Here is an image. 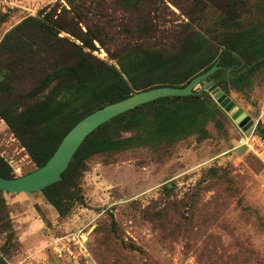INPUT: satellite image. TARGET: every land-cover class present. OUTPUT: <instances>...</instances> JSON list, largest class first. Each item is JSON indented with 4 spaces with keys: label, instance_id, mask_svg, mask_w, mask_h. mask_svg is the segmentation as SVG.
I'll list each match as a JSON object with an SVG mask.
<instances>
[{
    "label": "rangeland",
    "instance_id": "374dc122",
    "mask_svg": "<svg viewBox=\"0 0 264 264\" xmlns=\"http://www.w3.org/2000/svg\"><path fill=\"white\" fill-rule=\"evenodd\" d=\"M58 1L70 9L65 0L54 4ZM87 1L103 3L111 15L106 21L111 27H100L101 42L89 52L117 67L112 56L128 46H146L138 34L126 33L123 25L130 17L159 16L164 31L190 25L204 32L213 30L227 5L222 0H139L130 14L118 10L120 0ZM241 1L244 27L264 30V0ZM156 7L162 11L154 12ZM25 13V18L38 16V11ZM36 80L27 79L25 89ZM230 97L255 122L252 129L244 132L219 106L200 118L202 129L193 126L174 142L144 143L153 122L148 130L125 133L141 140L88 161L82 182L86 204L67 218H60L40 192L0 193V264H264V139L258 134L264 128V69L247 91ZM0 155L16 177L36 170L2 121ZM82 234L91 258L55 251L59 239L58 245L69 244L74 251L73 238Z\"/></svg>",
    "mask_w": 264,
    "mask_h": 264
},
{
    "label": "trees",
    "instance_id": "16d2710c",
    "mask_svg": "<svg viewBox=\"0 0 264 264\" xmlns=\"http://www.w3.org/2000/svg\"><path fill=\"white\" fill-rule=\"evenodd\" d=\"M10 1L38 11V16L23 19L0 42V119L36 169L51 159L74 126L107 105L154 88L186 87L218 60L222 68L210 80L230 97L233 91H247L264 69V30L244 27L241 0H222L227 2L223 15L213 30L204 32L190 25H174L172 31H164L159 16L147 19L143 13L139 19L130 17L123 25L126 33L132 37V33L138 34L135 38L146 46H128L125 53L112 56L119 67L89 52L95 50V41L101 42L100 27L103 29L111 16L103 3L65 0L68 9L60 1L54 4L56 0ZM138 3L120 0L118 10L132 14ZM159 11L160 7L154 8V12ZM113 18L116 21V14ZM36 76V83L26 90L27 79ZM217 107L204 89L189 97L162 98L124 113L87 137L63 180L40 193L60 218H67L76 207L86 204L82 182L92 157L131 148L141 139L124 134L148 130L151 122L153 128L151 133L147 131L144 143L174 142L193 126L200 124L202 129L200 118ZM202 133L206 135V131ZM258 134L264 139V128L260 127ZM0 176L16 178L1 155Z\"/></svg>",
    "mask_w": 264,
    "mask_h": 264
},
{
    "label": "water",
    "instance_id": "95a60500",
    "mask_svg": "<svg viewBox=\"0 0 264 264\" xmlns=\"http://www.w3.org/2000/svg\"><path fill=\"white\" fill-rule=\"evenodd\" d=\"M220 60L207 72L194 78L186 87H159L137 92L129 98L107 105L88 115L74 126L65 136L51 159L41 168L14 179L0 176V191L12 195L35 194L63 180V174L69 168L77 151L94 131L112 119L142 105L168 97H189L204 87L216 103L230 116L244 132L249 131L255 122L240 110V107L224 94L211 80L222 67Z\"/></svg>",
    "mask_w": 264,
    "mask_h": 264
},
{
    "label": "crops",
    "instance_id": "0c3cea01",
    "mask_svg": "<svg viewBox=\"0 0 264 264\" xmlns=\"http://www.w3.org/2000/svg\"><path fill=\"white\" fill-rule=\"evenodd\" d=\"M26 10L27 8L10 0H0V42L10 29L29 15L25 13Z\"/></svg>",
    "mask_w": 264,
    "mask_h": 264
},
{
    "label": "built area",
    "instance_id": "2783aa9c",
    "mask_svg": "<svg viewBox=\"0 0 264 264\" xmlns=\"http://www.w3.org/2000/svg\"><path fill=\"white\" fill-rule=\"evenodd\" d=\"M243 143L244 142L242 140V144ZM60 240L61 239L57 240L54 246L55 251L58 252L60 256H62L63 252H68L70 255L74 256L75 258L78 256L84 257V258H91V254L87 247V238L85 234H82L81 237L73 238V242L76 248L74 251L70 248L69 244L65 245L61 243V245H58ZM69 243H70V240H69ZM66 247L67 249H65Z\"/></svg>",
    "mask_w": 264,
    "mask_h": 264
}]
</instances>
